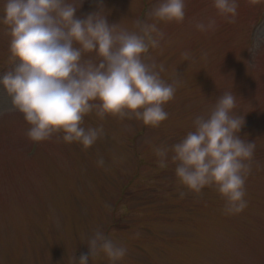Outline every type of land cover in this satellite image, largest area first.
Segmentation results:
<instances>
[{"label": "rangeland", "instance_id": "1", "mask_svg": "<svg viewBox=\"0 0 264 264\" xmlns=\"http://www.w3.org/2000/svg\"><path fill=\"white\" fill-rule=\"evenodd\" d=\"M65 2L78 18L102 8L116 31H139L138 20L156 22L164 36L146 62L163 65L161 78L175 83L176 92L163 105L168 119L158 127L135 117L101 119L95 110L85 115L83 127L103 128L85 149L64 142L62 132L31 140L30 124L0 85V264H76L96 230L126 247L118 264H264V43L256 41L264 34V0H237L231 22L213 0H185L180 22L149 17L158 0ZM2 8L0 0V15ZM209 19L214 29L195 27ZM11 39L0 23V78L19 63H13ZM101 59L95 51L82 53V61ZM225 92L236 97L234 113L244 117L240 137L256 145L247 207L238 214L224 212L214 187L197 194L180 185L171 151L167 168L154 153L194 131L195 118L207 116ZM88 264L110 262L100 254Z\"/></svg>", "mask_w": 264, "mask_h": 264}, {"label": "clouds", "instance_id": "2", "mask_svg": "<svg viewBox=\"0 0 264 264\" xmlns=\"http://www.w3.org/2000/svg\"><path fill=\"white\" fill-rule=\"evenodd\" d=\"M2 3L0 23L8 26L13 63H19L0 78V85L12 109L30 124L31 140L40 142L62 132L64 142H77L87 149L103 135L102 126H82L84 116L93 110L101 119L106 114L135 117L152 127L168 119L163 105L174 98L176 84L161 78L163 65L146 62L150 60L146 54L164 36L156 22L138 20L139 31H116L102 8L78 18L77 8L65 0ZM213 6L231 22L238 4L237 0H213ZM184 9L185 0H158L148 16L157 22H180ZM215 24L209 19L195 27L207 32ZM256 41L264 43V34L257 33ZM84 51H95L102 59L98 64L82 61ZM235 106L236 97L225 92L207 116L195 118L194 131L170 149L154 148L160 168L168 167L171 151L175 175L190 192L199 194L214 187L225 201L226 214H238L247 207L245 183L256 147L240 137L245 120L234 113ZM103 163L101 158L98 164ZM184 195L181 191L180 196ZM85 239L89 251L78 261L74 258L76 264H88L89 256L100 254L110 264H118L127 253L126 247L101 230Z\"/></svg>", "mask_w": 264, "mask_h": 264}]
</instances>
